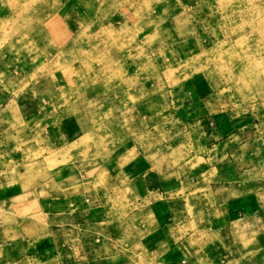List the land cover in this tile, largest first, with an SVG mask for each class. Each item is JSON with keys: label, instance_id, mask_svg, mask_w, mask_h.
<instances>
[{"label": "rangeland", "instance_id": "obj_1", "mask_svg": "<svg viewBox=\"0 0 264 264\" xmlns=\"http://www.w3.org/2000/svg\"><path fill=\"white\" fill-rule=\"evenodd\" d=\"M0 78L39 95L40 137L66 128L81 160L212 116L264 189V0H0ZM37 135L5 136L32 158Z\"/></svg>", "mask_w": 264, "mask_h": 264}, {"label": "crops", "instance_id": "obj_2", "mask_svg": "<svg viewBox=\"0 0 264 264\" xmlns=\"http://www.w3.org/2000/svg\"><path fill=\"white\" fill-rule=\"evenodd\" d=\"M16 86L0 78V264H264V189L236 165L233 125L185 110L167 142L151 125L81 160L66 128L40 137V97ZM18 130L38 132L32 158Z\"/></svg>", "mask_w": 264, "mask_h": 264}]
</instances>
